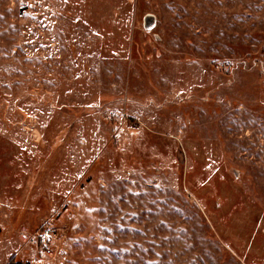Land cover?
Wrapping results in <instances>:
<instances>
[{
	"label": "rangeland",
	"instance_id": "obj_1",
	"mask_svg": "<svg viewBox=\"0 0 264 264\" xmlns=\"http://www.w3.org/2000/svg\"><path fill=\"white\" fill-rule=\"evenodd\" d=\"M0 264H264V0H0Z\"/></svg>",
	"mask_w": 264,
	"mask_h": 264
},
{
	"label": "built area",
	"instance_id": "obj_2",
	"mask_svg": "<svg viewBox=\"0 0 264 264\" xmlns=\"http://www.w3.org/2000/svg\"><path fill=\"white\" fill-rule=\"evenodd\" d=\"M55 237L56 234L50 227L42 229L38 234L39 243L47 254H52L53 252V241Z\"/></svg>",
	"mask_w": 264,
	"mask_h": 264
}]
</instances>
